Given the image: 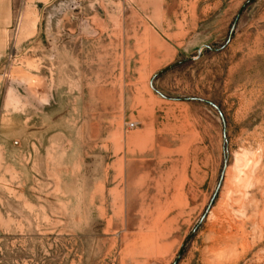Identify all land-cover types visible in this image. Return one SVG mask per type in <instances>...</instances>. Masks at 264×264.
Returning <instances> with one entry per match:
<instances>
[{
	"label": "rangeland",
	"instance_id": "1",
	"mask_svg": "<svg viewBox=\"0 0 264 264\" xmlns=\"http://www.w3.org/2000/svg\"><path fill=\"white\" fill-rule=\"evenodd\" d=\"M0 264H264V0H15Z\"/></svg>",
	"mask_w": 264,
	"mask_h": 264
},
{
	"label": "crops",
	"instance_id": "2",
	"mask_svg": "<svg viewBox=\"0 0 264 264\" xmlns=\"http://www.w3.org/2000/svg\"><path fill=\"white\" fill-rule=\"evenodd\" d=\"M14 1L0 0V63L8 48V34L14 21Z\"/></svg>",
	"mask_w": 264,
	"mask_h": 264
},
{
	"label": "water",
	"instance_id": "3",
	"mask_svg": "<svg viewBox=\"0 0 264 264\" xmlns=\"http://www.w3.org/2000/svg\"><path fill=\"white\" fill-rule=\"evenodd\" d=\"M235 24V23H234ZM232 32V29H231V31H230V33ZM187 100H197V101H203V100H201V99H197V98H193V99H191V98H187ZM222 175H223V173L221 174V177H220V181H221V179H222ZM219 186V185H218Z\"/></svg>",
	"mask_w": 264,
	"mask_h": 264
},
{
	"label": "built area",
	"instance_id": "4",
	"mask_svg": "<svg viewBox=\"0 0 264 264\" xmlns=\"http://www.w3.org/2000/svg\"><path fill=\"white\" fill-rule=\"evenodd\" d=\"M129 126H130V127H132V126H133V124H132V123H130V124H129Z\"/></svg>",
	"mask_w": 264,
	"mask_h": 264
}]
</instances>
